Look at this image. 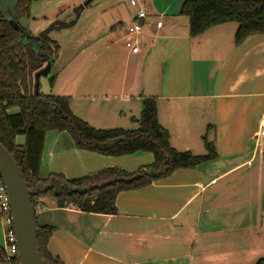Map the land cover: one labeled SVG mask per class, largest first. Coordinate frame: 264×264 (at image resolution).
Masks as SVG:
<instances>
[{"label":"crops","instance_id":"crops-1","mask_svg":"<svg viewBox=\"0 0 264 264\" xmlns=\"http://www.w3.org/2000/svg\"><path fill=\"white\" fill-rule=\"evenodd\" d=\"M138 1L148 15L141 52L131 54L123 45L124 25L135 13L128 1L114 23L97 21L104 36L87 39L90 54L84 61L86 68L95 67L86 79L85 69L75 71L78 62L67 61L52 90L63 77L64 90L55 94L68 96L73 114L100 129L115 124L136 129L143 98H154L173 148L202 155L205 139L216 155L119 191L115 213L83 212L37 197V221L52 227L47 250L63 264H255L264 252V136H257L264 119V33L235 44L237 24L229 22L191 37L181 4L158 9L154 1L150 6ZM158 19L161 28L154 26ZM118 45L126 59L114 79L108 62ZM81 87L85 95H78ZM52 131L57 134H47L40 179L50 174L74 179L112 166L136 172L153 161L150 152L106 156L81 150L67 131ZM24 142V135L16 136L17 144Z\"/></svg>","mask_w":264,"mask_h":264},{"label":"trees","instance_id":"trees-1","mask_svg":"<svg viewBox=\"0 0 264 264\" xmlns=\"http://www.w3.org/2000/svg\"><path fill=\"white\" fill-rule=\"evenodd\" d=\"M29 4L30 0H0V143L13 156L27 187L31 188L32 183H46L50 177L67 182L70 186L83 187L112 178L140 174V178L132 183L117 182L102 189H93L89 193L63 191L55 196L52 190H48L31 197L40 255L51 264H63L47 250L52 227L38 223L35 211L37 197L49 196L55 199L59 207L73 205L83 212L115 213V197L119 191L145 186L179 168L195 167L213 159L216 154L212 144L205 139L207 153L204 155H194L188 150L173 148L168 131L158 122L154 98H143V108L136 120V129H100L73 114L68 105V96L32 92L28 87V72L38 70L41 64L30 63L29 67L28 56L32 55L36 60L39 56L52 63L59 47L48 37L29 42V34L18 26V20L28 16ZM179 13L188 18L191 37H197L213 26L229 22L237 24L235 44H240L253 34L264 33V0H184ZM54 79L55 76H48L50 84H53ZM51 130L67 131L75 146L81 150L106 156L150 152L153 161L136 172L112 166L74 179H66L61 174H50L48 178L40 179L38 170L45 135ZM18 135H24L23 145L16 143ZM0 264H12L1 246ZM256 264H264V258Z\"/></svg>","mask_w":264,"mask_h":264},{"label":"rangeland","instance_id":"rangeland-1","mask_svg":"<svg viewBox=\"0 0 264 264\" xmlns=\"http://www.w3.org/2000/svg\"><path fill=\"white\" fill-rule=\"evenodd\" d=\"M83 1L85 0H72V1L71 0H30L29 14L28 16H23L18 20V26L24 29V31L29 34L30 36L29 42L39 41L40 39L38 37V33L41 30L47 27L55 19H60L64 21L72 19L74 17L73 8L77 4ZM128 1L129 0H92L88 8L82 12L81 17L75 26L66 29L51 31L47 37L50 40L55 41L59 48L56 55L53 56L52 66L49 75L51 76L53 75L56 77L58 72L65 74L67 70L65 63H67V61L70 62L72 66H75V63L78 62V67L75 68L76 69L75 71H81L82 73L83 69H85L86 74L85 76H83V80H85L86 76L90 73V69L95 67L94 65V67L88 66L86 68L87 62L84 61V57L90 54V46L87 42V39H89L93 34H96L97 37L100 36V38L104 36L105 32L101 31L100 28L101 24L97 23V21L101 20L102 22L105 21L106 23L110 19V23H114L117 17L119 16V14H122L121 12L124 11L125 8L127 7L126 5L128 4ZM144 1L147 6H150L149 3L151 1H154L156 7L159 9L162 7H166V5H169L170 3L171 5L179 6L180 4H182L184 0H144ZM132 8L136 10V7H132ZM105 25H107V23ZM120 46L118 45V47L112 48L117 51L115 57L110 58L109 59L110 62H108V67H111L115 72L114 79L115 78L117 79L116 77L117 71H119L122 68L123 61L126 59V52ZM81 48H84L83 52L80 51ZM104 54H106V52L103 53V55H101L100 57L101 60ZM31 56L30 55L28 56L29 67L31 66V64L38 63L41 64V67L38 70H41L43 67L46 66V60L39 58L38 54H37L38 56L37 60L33 56L31 58ZM100 59L98 61V65H102ZM157 64L158 61L156 60L153 65L157 66ZM143 68H145L144 65ZM36 72L37 70L34 72L32 70L31 72H28L27 82H28V87L30 90H32V92H35ZM62 80L63 77L60 78L58 85H56L55 87V90H52L53 86L52 84L49 83L48 77H44L43 75H41L38 80V91L43 94L59 95V94H55L54 91H59V93H61L64 90L63 86L61 87ZM81 88L82 89L79 90L78 95H85L86 94L85 88L84 87ZM82 100H85V98H83ZM115 123L120 124L121 122L117 121ZM113 127H119V126L115 124ZM103 128H112V126L103 127ZM48 133L54 134L55 131L51 130L46 132V136L43 144L44 147H48L50 145L49 140L47 138ZM65 142L66 140L63 141L62 148L67 152H69L72 148L70 147L65 148ZM201 154L204 155L206 154V152H201ZM35 211L37 216L40 217V214H38L39 212L37 210ZM3 232L4 233L6 232L5 225L3 226V228L2 226L0 227V246L5 248L6 243L4 242L5 240L3 237ZM262 258H264V252L260 255L257 254L254 259L255 262H257Z\"/></svg>","mask_w":264,"mask_h":264},{"label":"water","instance_id":"water-1","mask_svg":"<svg viewBox=\"0 0 264 264\" xmlns=\"http://www.w3.org/2000/svg\"><path fill=\"white\" fill-rule=\"evenodd\" d=\"M92 0H85L73 8L74 17L64 21L53 20L47 27L38 33L39 39H45L51 31L66 29L75 26L82 12L88 8ZM39 47V46H38ZM52 63L46 60V66L35 74V93H38V80L41 75L48 77ZM140 178V174L130 177H117L105 180L98 184L87 186H70L67 182H61L58 178L50 177L44 182L32 183L28 188L22 172L10 152L0 143V179L5 187L10 210L11 223L15 235V245L19 264H51L40 255L37 241V231L34 207L31 197L39 193L52 190L55 196L66 193H89L93 189H102L114 183L129 184Z\"/></svg>","mask_w":264,"mask_h":264},{"label":"built area","instance_id":"built-area-1","mask_svg":"<svg viewBox=\"0 0 264 264\" xmlns=\"http://www.w3.org/2000/svg\"><path fill=\"white\" fill-rule=\"evenodd\" d=\"M129 5L131 7H136L135 13L128 23L124 25V35H123V45L124 48L131 54H139L141 51V43L139 41V36L144 32V28L147 25V12L145 8L139 4L138 0H129ZM163 22L161 19L154 20V26L156 28H161ZM257 136H264V119L260 123V128L257 132ZM0 214L2 219L7 226L5 233V243L6 246L4 251L8 261L12 264H19L16 245H15V235L12 229L11 223V210L5 191V187L0 179Z\"/></svg>","mask_w":264,"mask_h":264}]
</instances>
